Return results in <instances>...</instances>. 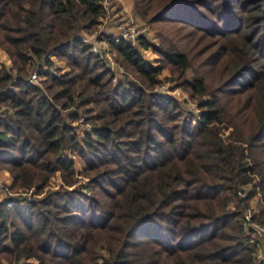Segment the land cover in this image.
<instances>
[{"label": "trees", "instance_id": "trees-1", "mask_svg": "<svg viewBox=\"0 0 264 264\" xmlns=\"http://www.w3.org/2000/svg\"><path fill=\"white\" fill-rule=\"evenodd\" d=\"M103 1L0 0V165L9 189L30 192L0 200V264H252L242 230L255 197L264 227V0H134L171 31L165 49L102 36L133 77L116 84L85 42ZM164 82L196 112L154 91ZM86 111L78 138L67 120Z\"/></svg>", "mask_w": 264, "mask_h": 264}, {"label": "rangeland", "instance_id": "rangeland-1", "mask_svg": "<svg viewBox=\"0 0 264 264\" xmlns=\"http://www.w3.org/2000/svg\"><path fill=\"white\" fill-rule=\"evenodd\" d=\"M104 7V16L102 18V23L100 26L97 27L96 31L85 36L86 44L91 48L94 54L98 55L99 58L102 60V63L106 68H108L110 74L112 75V83L116 84L118 80H123L129 78L133 80V77L128 74V71L124 69L123 64L115 52L110 50L109 45L105 40H103L102 36H109V37H117L121 28H125L131 32L130 40L132 43L130 45L138 46V38L143 37L151 44L153 47L156 48H167V44L164 42V38L168 39L167 34L171 31L169 30L166 25L163 23H150L145 18L143 19L139 14H136L134 10V0H104L103 1ZM111 37V38H112ZM142 56L144 58L155 60L161 65H168V62L165 58L161 55L157 54L156 52L152 51L151 48L147 50H142ZM196 51L198 48L196 47ZM57 60V59H56ZM58 61V60H57ZM56 66L59 65L58 62L54 61ZM0 63L4 65L10 71V62L8 59L3 55L2 51L0 50ZM33 69V68H32ZM31 69V71H32ZM30 71V82L33 84H39L37 73L34 71ZM36 73V79H32L31 76ZM188 75H192V69L187 71ZM13 76H16L15 72L12 73ZM172 76L170 71L163 69L162 74L159 76L160 79H164L165 77ZM173 83L164 82L158 87L154 88L155 92H160L162 94L170 95L177 100L180 107L196 112V106L193 102L190 101L188 93L185 89L180 87L173 88ZM0 106V111L5 110ZM90 110L94 108L93 105L83 106V109ZM81 109V108H80ZM81 109V110H83ZM75 110L74 108L72 111ZM77 111V110H76ZM88 112H77V120L71 122L67 120L70 126L74 128V133L77 135L78 138H82L84 132L89 130L92 127V123L86 118H88ZM12 182V177L7 167L4 165H0V200L6 197H25L29 196L30 192L27 193L24 189L21 188H12L9 189V186ZM241 196V194H238ZM250 207L248 210L243 212V228L242 230L243 236L246 234H250L251 239L249 241L242 240L245 242V245L253 248V255L254 261L252 264H264V227H261L256 224L254 220H252L253 214H258L259 205L257 202V197L252 199L249 203ZM35 261L31 260L28 263L34 264ZM8 264V263H4Z\"/></svg>", "mask_w": 264, "mask_h": 264}, {"label": "built area", "instance_id": "built-area-1", "mask_svg": "<svg viewBox=\"0 0 264 264\" xmlns=\"http://www.w3.org/2000/svg\"><path fill=\"white\" fill-rule=\"evenodd\" d=\"M130 35L131 32H129V30L125 29V28H121L119 34L117 35V37H112L115 40L121 39L127 43H132V41L130 40ZM37 73V71H35ZM36 73L34 75L31 76L32 79H36Z\"/></svg>", "mask_w": 264, "mask_h": 264}]
</instances>
